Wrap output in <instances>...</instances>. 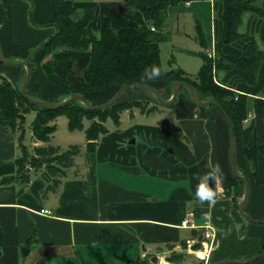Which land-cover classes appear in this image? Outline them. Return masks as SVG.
Wrapping results in <instances>:
<instances>
[{
    "label": "crops",
    "instance_id": "0c3cea01",
    "mask_svg": "<svg viewBox=\"0 0 264 264\" xmlns=\"http://www.w3.org/2000/svg\"><path fill=\"white\" fill-rule=\"evenodd\" d=\"M122 1L96 4L75 0V6L76 11L101 10L95 19L99 24L89 23L95 36L100 37L101 20L106 16L114 31L138 26L124 16L127 8ZM260 5L264 10V0ZM222 9L221 0H177L162 13L166 25L171 23L176 32L194 41V51L188 46L181 50L197 55L200 68L201 53L207 54L212 48L216 52L215 44L223 28L219 18ZM53 19L54 11L46 0H0L2 56L25 60L54 34L55 28L47 27ZM240 32L241 38L223 47L226 55L244 59L243 47L251 39L264 51V16L246 13ZM196 45L201 50H196ZM68 51L74 60L68 79L83 80L90 51ZM26 70L25 66L0 63V73L17 87ZM215 80L239 93L258 97L264 91V60L254 86L248 84L241 69L219 71ZM27 92L38 93L44 100L64 98L41 63L31 73ZM123 100H147L150 105L155 102L141 90H130ZM165 107L172 110L174 117L162 122L140 118L150 116L155 108L149 113L139 108L124 111L119 125L107 128L94 151L87 150L86 141L83 156L76 157L75 165L69 169L72 173L68 170L58 191L43 196L52 180L46 171L33 176L22 193L16 183L0 185V264H128L147 258L148 264H173L168 260L173 252L182 255L178 264H215L245 260L263 252L264 224L243 218L238 210L242 198L227 197L222 186L224 179L234 176L229 162L230 130L223 114L215 107L197 105L184 93ZM17 134L0 124V179L16 173L15 160L20 156ZM241 142L246 147H262L257 167L262 182L253 178L250 161L240 144H236L235 161L239 172L249 180L246 213L254 219H264V121L251 109L243 122ZM33 145L41 142L34 141ZM217 162L223 177L216 180L217 199L209 205L195 197V189L199 178ZM43 209L51 214L41 213ZM190 211L195 212L198 225L209 222L213 228L211 249L205 259L196 256L202 250L204 230L181 227ZM183 234L182 241L199 244V250H187L180 239ZM23 248L29 250L27 255ZM250 264H264V257Z\"/></svg>",
    "mask_w": 264,
    "mask_h": 264
},
{
    "label": "trees",
    "instance_id": "16d2710c",
    "mask_svg": "<svg viewBox=\"0 0 264 264\" xmlns=\"http://www.w3.org/2000/svg\"><path fill=\"white\" fill-rule=\"evenodd\" d=\"M46 1L54 11V19L49 26L54 27L55 32L47 41L39 44L35 55L30 59V65L35 70L38 63L42 64V69L48 79L62 90L63 100L78 94L85 97L92 105H101L111 99L123 85L133 83L151 85L159 90L165 100H168L172 96L173 86L177 81L187 82L196 89L202 100L214 98L227 111L234 128L236 144H240L241 151L249 159L253 178L262 182L257 174L258 156L262 147L257 145L246 147L242 145L241 137L243 122L250 109L264 121V91L258 97H250L222 86L215 80V75L219 71L241 69L245 72L249 85L254 86L257 83L259 69L264 60V51L257 41L251 39L244 45V59L226 55L223 47L243 36L240 26L246 13H253L259 17L264 16L260 0H221L223 9L219 18L223 23V28L215 44V57L210 58L202 52L203 65L194 78L179 67H173L167 71L161 64L159 42L166 24L162 13L167 7L173 6L177 0H123V5L127 8V12L123 13L124 16L138 23V26L124 27L114 31L106 16L101 20L100 37H96L89 27L94 17L93 8H84L83 15L75 20L72 17L77 9L75 0ZM201 41L205 47L204 40ZM68 49L90 51L91 57L84 70L83 80L70 81L68 79L74 65ZM152 65L161 67L162 71L158 77L149 80L144 77L143 73L146 67L150 68ZM180 93L186 94L192 100L187 88L182 87ZM27 95L42 99L38 93L34 95L27 92ZM90 95L93 97L100 95V97L96 100L93 98L91 101ZM124 96L116 104L103 110H89L78 101L59 109L38 107L31 105L21 95L19 87L0 73V124L14 133L19 132L17 139L20 148V156L15 160L16 173L13 176L1 178L0 185L16 183L19 185V193H22L29 186L33 176L46 171L52 180L43 191V196L48 192L58 191L62 179L75 165V159L81 153V149L78 146H71L66 150H61L50 144L56 132L54 122L56 117L60 114L65 115L71 130L83 129L86 134L87 150L94 151L97 141L107 133L105 123L108 119H112L118 126L124 111L139 108L142 112L149 113L156 106H151L147 100L124 101ZM149 96L152 98L150 94ZM61 100L62 98L48 101L58 103ZM31 110L36 111L35 120L31 125V137L35 142L47 143L45 146L33 145V148L26 146L25 134L24 132L20 134L18 129L22 126L26 114ZM84 120L89 121L86 127ZM222 186L227 197L234 196L235 200L237 197L243 198L244 184L235 175L224 179ZM2 242L3 235L0 228V244ZM182 245L187 248L186 241H182ZM193 247L199 248V244ZM181 258V254L173 252L168 260L173 264H178L177 260ZM128 264H148V258L138 259L137 262Z\"/></svg>",
    "mask_w": 264,
    "mask_h": 264
},
{
    "label": "rangeland",
    "instance_id": "374dc122",
    "mask_svg": "<svg viewBox=\"0 0 264 264\" xmlns=\"http://www.w3.org/2000/svg\"><path fill=\"white\" fill-rule=\"evenodd\" d=\"M76 1L92 2V3L98 4V2H100V1H107V0H76ZM110 1H113V0H110ZM260 1H262V0H260ZM93 9H94V17L91 21L93 22L92 24L95 25L98 23L97 20L95 21V19L97 18V16L100 13L99 11H101V10L97 11V13H96V8H93ZM83 12H84V10L78 9V11H76L73 14V16H72L73 19H75V20L79 19L83 15ZM47 27H49V29H50V26H47ZM53 29H54V27H53ZM91 29L94 30L93 28H91ZM93 33H94V31H93ZM187 46H188V48H190L191 51H194L193 50L194 41L185 37L182 34V32H176V28H173L172 24L168 23L166 25V27L164 28L163 36L159 42V49L161 51V53H160L161 64H162L163 69L168 71L173 67H179V68L183 67V68L187 69L186 71H189L191 73L189 75L194 78L200 70V66H197V65L200 64L201 59L193 53H188L186 51L181 50V48H187ZM195 47H196V50H201L198 45H196ZM35 50L36 49L32 50L31 54H33L35 52ZM173 59H176V63L172 65ZM6 60L18 61V59L15 57H12L11 59H6ZM2 64H4V63H2ZM5 65L6 66H16V65H9V64H5ZM180 65H182V67ZM23 79H24V77H23ZM23 79H22V81H23ZM22 81H21V83H22ZM20 85L18 87H20ZM99 97H100V95H97V97H93L92 95H90L89 98L92 101L93 98L96 100ZM41 100H43V99H41ZM45 101H48V100H45ZM151 105H156L154 112L150 116H146V115L141 116L140 118H142V120L150 122V121H152V119L155 118V119H157L156 122H162V121H167V119H170V120L173 119L174 113L168 107L161 106L155 102L152 103ZM35 117H36L35 112L33 110H31L30 112H28L26 114L25 120H24L22 126L18 127V129L20 130V134L22 132H24V134H25V137H24L25 145L30 147V148L34 147L33 146L34 139L31 137V125H32L33 121L35 120ZM54 122L56 124V132L52 136L50 144L53 146L59 147L61 150H66L67 148H69L71 146H78L81 149L80 154L83 156L85 144H86L85 131L83 129H75V130L69 129L68 119L63 114L58 115ZM83 122H84L85 127L89 123V121H87V120H84ZM105 124H106V127L109 129H112L115 126L112 119H108ZM17 133L19 134L18 131H17ZM132 141H133V138L129 139V141H127V143L128 144L132 143ZM41 145L45 146V145H47V143H41ZM81 155L79 156V158L81 157ZM79 158H78V160H79ZM81 167H82L81 165H78V169H81ZM72 171H73L72 169L69 170V173L71 174ZM185 232H186V234H188L189 231L187 230ZM183 238H184V234L182 235V238H180L181 241ZM186 249L188 250V247ZM193 249L195 251L199 250V248H193Z\"/></svg>",
    "mask_w": 264,
    "mask_h": 264
},
{
    "label": "water",
    "instance_id": "95a60500",
    "mask_svg": "<svg viewBox=\"0 0 264 264\" xmlns=\"http://www.w3.org/2000/svg\"><path fill=\"white\" fill-rule=\"evenodd\" d=\"M32 55L29 56L25 60L11 61V60H6L2 56L1 50H0V63L9 64V65H17V66H25L27 68L25 77H24V79H23V81L19 87V91H20L21 95L31 105H35L38 107H46V108H50V109H59V108L66 106L69 103H72L74 101H78V102H81L82 104H84L89 110H103V109L109 108L110 106L116 104L118 101L121 100V98L128 91L133 90V89L142 90V91L149 93L152 96V98L154 99V101L161 106H171L177 100L182 87H185L189 90L190 97L192 98L193 102L196 103L197 105H200L203 107H208V106L214 105L225 117V120L227 121V125H228L229 130H230V144H229L230 167L233 171V174L238 179H240L244 184V196L238 205L239 213L243 218L247 219L250 222H253L256 224H264V219H254L246 213V205H247V203L249 201V197H250L249 180L246 176L242 175L236 167V161H235L236 139H235V132H234V128L232 125V121H231V118H230L229 114L227 113V111L225 109H223V107L217 102L216 99L211 98L209 100H202L199 97L196 89L191 84L184 82V81H177L174 84L172 96L168 100H165L161 96L158 89H156L155 87H153L151 85L143 84V83L125 84L116 92V94L111 99H109L104 104L96 105V106L92 105L85 97L78 95V94L71 95L67 99H65L61 102H58V103L40 100V99H35V98L28 96L27 92H26V88H27L29 81H30V78H31V73L33 71V68L30 65L31 64L30 59L32 58ZM209 185L213 186V187L216 185V188H217L216 181H214V179H212V178H210V180H209ZM22 252L24 255H27L29 250L27 248H23ZM262 257H264V251L257 254L256 256H253V257L245 259V260H231L230 259V260H223V261L217 262L215 264H250V263L257 261L258 259H260Z\"/></svg>",
    "mask_w": 264,
    "mask_h": 264
},
{
    "label": "clouds",
    "instance_id": "9594fccd",
    "mask_svg": "<svg viewBox=\"0 0 264 264\" xmlns=\"http://www.w3.org/2000/svg\"><path fill=\"white\" fill-rule=\"evenodd\" d=\"M161 67L157 65H152L150 68L146 67L144 69V77L151 80L155 77H158L161 74ZM223 177V170L221 168V165L217 162L212 169L209 172H206L199 178V182L196 185L195 189V197L200 201H207L209 205H212L215 203L217 199V191H216V185L210 186L209 180L210 178L214 179L216 181L219 178ZM207 215V214H205Z\"/></svg>",
    "mask_w": 264,
    "mask_h": 264
},
{
    "label": "built area",
    "instance_id": "2783aa9c",
    "mask_svg": "<svg viewBox=\"0 0 264 264\" xmlns=\"http://www.w3.org/2000/svg\"><path fill=\"white\" fill-rule=\"evenodd\" d=\"M213 50H214V48H212V50L207 52L208 57H210V58L215 57V53ZM41 213L51 214V211L43 209V210H41ZM195 219H196L195 212H193V211L188 212L186 217L181 222V227L192 229V230H198V229L204 230L203 240L200 243L202 244V250L201 251H203L205 253V256L201 257V258L205 259V258H207L209 251L211 249L212 240L214 237V232H213V228L209 222H205L202 225H198L196 223ZM187 247H188V250L191 249L193 247V241L188 240L187 241ZM189 251H191V250H189Z\"/></svg>",
    "mask_w": 264,
    "mask_h": 264
},
{
    "label": "bare ground",
    "instance_id": "6f19581e",
    "mask_svg": "<svg viewBox=\"0 0 264 264\" xmlns=\"http://www.w3.org/2000/svg\"><path fill=\"white\" fill-rule=\"evenodd\" d=\"M196 255L199 256V257H204L205 256V253L202 251H198L196 252Z\"/></svg>",
    "mask_w": 264,
    "mask_h": 264
}]
</instances>
